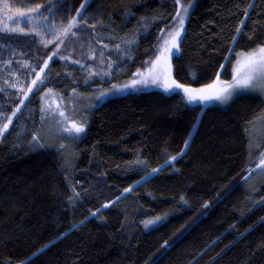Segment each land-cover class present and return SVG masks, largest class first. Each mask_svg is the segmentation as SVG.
Here are the masks:
<instances>
[{"label": "trees", "instance_id": "1", "mask_svg": "<svg viewBox=\"0 0 264 264\" xmlns=\"http://www.w3.org/2000/svg\"><path fill=\"white\" fill-rule=\"evenodd\" d=\"M7 2L52 7L45 15L59 23L84 0ZM180 3L190 11L170 59L178 82L201 87L217 74L230 81L235 53L264 45V0ZM179 6L90 0L88 24L67 42L75 59L48 64V87L64 97L90 96L130 83L159 55L161 32L177 26ZM13 14L0 10L4 116L21 106L13 73L25 79L23 63L42 66L55 50L28 33L29 25L4 31ZM33 93L0 136V264H264V182L251 185L264 157V138L258 146L252 138L264 98L244 94L204 108L181 92H128L89 113L76 140L59 133L65 138L55 143L45 138L51 128Z\"/></svg>", "mask_w": 264, "mask_h": 264}, {"label": "snow or ice", "instance_id": "2", "mask_svg": "<svg viewBox=\"0 0 264 264\" xmlns=\"http://www.w3.org/2000/svg\"><path fill=\"white\" fill-rule=\"evenodd\" d=\"M176 3L180 4V0H176ZM88 4L89 0H84V2L79 5V10H77L74 15H70L66 20L61 18L60 22L57 23L54 19L50 20L49 15H45V12L52 14V7L45 8L43 12L40 11L43 7L41 4H35V6L24 5L23 7H16L13 9L12 5H10L7 0H0V10L5 13H12L15 11V14L22 17L23 22L26 25H29L28 33L39 37L40 42L45 46L48 44H55V50L51 51V54L48 56L47 60L44 61L43 65L33 66L31 68V72L35 74V77L31 80V85L36 86V91L33 93V87L29 86L27 91L24 92V99H28V93H33L34 96H40L43 98L47 94L53 92V89L48 87V84L46 83L52 75L50 69L45 73V69H48V61L53 60V57H57L59 60L70 59V57L60 54L57 50L60 45L65 43V40L69 35L73 37L77 35V32L74 29H76L78 25L88 24V20L86 19ZM181 7H183V5H181ZM186 15L187 8H184V16ZM176 16L179 17L178 26L169 29L166 34L163 31L161 32L159 55L151 62V66L148 67L145 72L141 73L137 70L135 75L139 76L140 79H132V87H135L137 84L147 85L152 83L163 88L165 92H174L177 89L182 90L189 102L219 101L221 103H227L239 92L255 89L258 83L260 84V90L264 91V45H260L248 52L235 53L237 58L243 57V59L236 60L238 67L233 68V75L230 81H221L219 74H217L216 79L212 83L204 84L201 87H192L190 84L180 83L174 79L171 74L170 59L173 54L179 52L181 43L180 37L181 33L184 31V16H181L179 11H177ZM7 19L12 20L13 18L11 15H7ZM14 23L18 24L19 22L14 21ZM91 27L95 29V24H92ZM3 30L12 32L25 31L24 28L19 27L11 29L5 27ZM237 31L239 32V29ZM105 47H107V45H105ZM116 47L119 48V45H116ZM173 50H175V53ZM230 51H234V49ZM91 55L94 57L95 54L92 53ZM74 63H79V61H74ZM105 74L109 75L110 73ZM128 87V84L112 85V89H115L116 91H122ZM73 91L75 92V89H73ZM104 95L105 92L102 91L100 96ZM24 99L20 100L21 105H23ZM59 100L62 101L63 97H59ZM53 102L56 103L55 109L52 110V105H48V110L52 112L54 117L58 113L60 118L58 122L60 123L62 130L67 132L72 140H76L79 135L85 131V122H78L74 118L66 116L55 98ZM19 111L20 108L17 107L10 115L4 116L3 113H0V116L3 117V119L0 120V136L8 130L9 125L13 122V117H16V114ZM40 111L41 113H44L46 109L42 107ZM185 147H187V142H185ZM171 159L175 160L176 157L172 156ZM136 163L143 162L137 160ZM262 166H264V158H261L257 164L258 168ZM152 171L157 172L159 169L154 168ZM125 191H131V189H125ZM117 199H119V197H117ZM181 199H183V197H181ZM103 207H107V205H104ZM160 219L161 217L158 216L155 220L146 221L145 226L147 227L148 224L155 223V221ZM165 243L167 242L165 241Z\"/></svg>", "mask_w": 264, "mask_h": 264}, {"label": "rangeland", "instance_id": "3", "mask_svg": "<svg viewBox=\"0 0 264 264\" xmlns=\"http://www.w3.org/2000/svg\"><path fill=\"white\" fill-rule=\"evenodd\" d=\"M181 5H182V3H180V6H179V12H180L181 16H184V8H187V15L184 16V21H185L186 20V17L188 16V13L190 11V7H187V6H184V5H183V7H181ZM81 11H83V10H81ZM11 16H12L13 19L12 20H8L7 19L5 25H4V27L2 29H4L5 27H7L8 29L15 28V27L21 28V26L23 24H25L23 22V18L22 17H19L16 14H13ZM177 20H179V17H178ZM14 21H18L19 23L18 24L17 23H14ZM177 26H178V22H177ZM16 32H18V31H16ZM182 36H183V34H182ZM70 37H71V35H69L67 37V39L65 40V43L62 44V45H60V47H59V49L57 51L60 54H66V56H68V57H70V58L73 59L74 58V54H75V50H71L70 51V50L67 49V46H68V43L67 42H68V40H69ZM54 58L55 57H53V59ZM237 59H241L242 60L243 57H239ZM51 61L52 60H50L48 64H50ZM235 67H238V65L235 64ZM31 68L32 67H29V64L28 63H23L22 66H21V70H23V69L24 70H27V76L25 77V79L24 78L23 79H19L18 76H17V74H15V72L13 73V75L11 77L12 79H15L16 80V82H15V83H17L16 88L20 91V96L22 97V99H24V92L27 91V88L29 86H32L31 85V81H28V76L31 75V73H32L31 72ZM46 70L47 69H45V71ZM145 71H143V72H145ZM143 72H141V73H143ZM34 77H35V74H34L33 78ZM135 79H140V77L137 76ZM220 80L223 81L221 78H220ZM128 85H129V87L126 88V89H124V90H122V91H116L115 89H112V87H110V88H107V89L99 90V91L95 92L93 95H90V96H82L80 94L73 93L69 97H64L61 94H59L57 92H54V91L52 93H50V94H47L46 96H44L42 98V103H43V107L46 109V111L44 112V116H45V119H46V125L49 128H51V130L50 129H48V130L46 129V131H45L46 137L45 138L51 139L52 141H54L56 143L59 140H62L63 137L65 138V136H69L67 132H65V131L62 130V128L60 126V123L58 122L59 119H60L58 113L54 117L52 115V112L48 110V105H52V110L55 109L56 103L53 102L54 98H55L56 102L59 103L61 110H63L65 112V115L66 116L72 117L75 120H77L78 122H80V121H84L85 122V131H86V128L88 126V114L89 113L91 114L92 111L97 106H100L102 103H104L109 98H112L114 96H119V95H122V94H125V93H128V92L149 91V90H153V89L162 90V91L165 92V90L163 88L159 87L157 84H152V83H149L147 85L137 84L135 87H132L131 86V82H130V83H128ZM32 87H33V92H34L36 90V86H32ZM110 89H112V90L109 91ZM102 91L105 92V95L104 96H100V93ZM175 92H181V93H183V91L182 90H179V89L175 90L174 92H166V93L171 94V93H175ZM244 94L258 95V96H261L262 98H264V91H261L260 90V84L259 83L257 84V87L255 89H253V90H246V91H242V92L237 93L227 103H221L219 101H210V102H207V101H205V102L196 101V102H189L187 100V98L186 97L185 98H186L188 104L191 105V106H202L204 108H207V107H211V106H227L236 97H238L240 95H244ZM31 95H32V93H28V99L30 98ZM183 95H184V93H183ZM61 96L63 97V100L62 101L59 100V97H61ZM28 99H24L23 105H21L19 107L20 110L23 108L25 102ZM19 112H17V114ZM17 114H16V116H17ZM90 114H89V117H90ZM14 119H15V117H13V121H14ZM11 125H9L8 130L6 132H4L2 136H4L9 131ZM69 127H70V125H69ZM258 128L259 129L256 132V134L254 133L255 135H253V137H252L253 138V141H255L254 140V137H257L258 138L255 141V145H257V146L259 145L258 144L259 143L258 141L261 138H264V117L258 122ZM54 132H56V133H54ZM59 133L60 134H64L65 136L63 135V137H61V136H59ZM83 133H81L80 135H82ZM68 143H70V142H68ZM252 179H253L252 180V183H251L252 186L253 185H256L258 183H263L264 182V166H262V167L259 168V170L257 171V173H255V175L253 176Z\"/></svg>", "mask_w": 264, "mask_h": 264}]
</instances>
